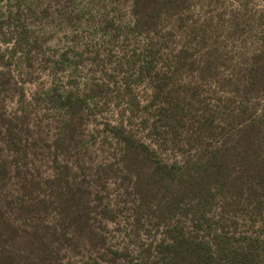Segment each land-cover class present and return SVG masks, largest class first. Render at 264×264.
Segmentation results:
<instances>
[{
	"label": "rangeland",
	"instance_id": "obj_1",
	"mask_svg": "<svg viewBox=\"0 0 264 264\" xmlns=\"http://www.w3.org/2000/svg\"><path fill=\"white\" fill-rule=\"evenodd\" d=\"M132 8L0 0V264L11 253L45 264H264V0L165 8L173 55L188 50L165 81L130 69L136 46L108 34L132 25ZM55 81L75 95L103 85L70 135L68 112L47 100ZM125 88L139 106L119 101ZM24 230L38 233L35 245Z\"/></svg>",
	"mask_w": 264,
	"mask_h": 264
},
{
	"label": "trees",
	"instance_id": "obj_2",
	"mask_svg": "<svg viewBox=\"0 0 264 264\" xmlns=\"http://www.w3.org/2000/svg\"><path fill=\"white\" fill-rule=\"evenodd\" d=\"M132 1V13H133V23L132 25H128L124 28V30L116 29L112 34L108 33L112 40L115 38H123V41L127 43H133L136 47L131 51L130 55L127 56V62L129 64L130 69L135 70L138 74L143 77H151V75H159L161 79L167 80L169 79L170 74L179 73L184 67V54L188 52L187 49L179 51L177 55H173L172 43L175 37V33L178 32L177 29L168 30L166 26L160 24L159 20L162 16V11L165 8H169L170 10H175L182 6L185 0H131ZM104 27L102 28V32L106 34L108 31V26L110 25L106 22ZM134 39V40H133ZM169 50L170 53L165 54L164 50ZM181 52V54H180ZM68 58L66 55L60 58L54 67L53 77L55 80L56 73L61 70V66L67 61ZM164 64V69L162 72L158 74H154L157 69V65L159 62ZM166 85L165 82H160L159 84L151 85L154 89L155 93L161 91V89ZM103 85L95 84V82H91V84H87V93L81 95H75L73 93H61L59 84L55 81L54 86L51 88L47 100H51L54 102L56 107H60L68 112V119L64 120V134H69L72 131L73 122L77 119L82 118V112L85 109V104L88 100H92L93 98L101 97L102 87ZM45 95V96H47ZM44 96V97H45ZM52 96V97H51ZM119 101H125L129 105L135 107L139 106V101L137 97H135L132 91L129 88H125L120 91ZM154 100L158 101L159 95H154ZM109 101L107 100V103ZM96 110V109H95ZM147 148V147H146ZM149 148V147H148ZM150 149V148H149ZM25 179V178H24ZM26 180V179H25ZM24 189L30 187V184L25 181ZM67 195L71 196L70 200H73L74 192L71 191V188H67ZM64 196V194H61ZM46 202V201H45ZM77 212V211H76ZM72 213L73 215L76 214ZM62 213H67L66 208H63ZM24 232L28 235L29 247L31 245H35L36 239H40L38 237V233L33 230L28 232L24 230ZM16 233L12 236L15 238ZM49 241H39L40 246H49ZM182 243L178 240H172L170 244H167L170 248L175 250L174 257L177 258L181 255L180 248L178 245ZM48 248V247H47ZM28 251L36 252V248L31 247ZM208 257V256H207ZM22 256L11 253V255L6 256L5 262L7 264H45L41 259L39 261H27L21 259ZM181 258H184L183 262L189 264H207L205 260V255L192 256L188 258V255H182ZM186 259V260H185ZM22 260V261H21ZM11 262V263H10ZM185 263V264H186ZM56 264H62L60 260H56Z\"/></svg>",
	"mask_w": 264,
	"mask_h": 264
}]
</instances>
